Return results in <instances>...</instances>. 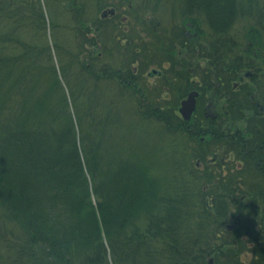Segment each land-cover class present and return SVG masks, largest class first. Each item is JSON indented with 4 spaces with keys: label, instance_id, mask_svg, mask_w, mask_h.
Listing matches in <instances>:
<instances>
[{
    "label": "trees",
    "instance_id": "obj_1",
    "mask_svg": "<svg viewBox=\"0 0 264 264\" xmlns=\"http://www.w3.org/2000/svg\"><path fill=\"white\" fill-rule=\"evenodd\" d=\"M261 107L264 0H0V264H264Z\"/></svg>",
    "mask_w": 264,
    "mask_h": 264
},
{
    "label": "rangeland",
    "instance_id": "obj_2",
    "mask_svg": "<svg viewBox=\"0 0 264 264\" xmlns=\"http://www.w3.org/2000/svg\"><path fill=\"white\" fill-rule=\"evenodd\" d=\"M110 10H114V8H109ZM109 9H107V14L106 15H104L105 17H107L108 15H109V13H111V12H109ZM115 13V11L112 13V14H114ZM89 33H87V37H92V36H94V35H96L94 32H91V30L90 31H88ZM146 40H148V38L146 39ZM259 59H256V64L250 69L251 71H253V74H254V71L257 69V67H259L260 66V64H258L259 63ZM140 67V64L138 63V65L137 66H134L133 68L135 69V71H136V69H137V76H136V78L138 79V83H137V85H138V88L139 89H141L142 91L139 93V94H137V96H140L141 94L143 95V94H145L146 92H148V89H147V87L150 89V90H152L153 89V87H154V84L158 81V79L160 78L159 76H157L156 74H152L151 72H153L152 70L153 69H155V68H157L156 66L154 67V65H150V66H148L147 67V65L145 66V70H142L141 68H139ZM139 69V70H138ZM256 72V71H255ZM252 74V75H253ZM128 80L130 79H135L134 78V76L132 75V74H130V76H127L126 77ZM136 79V80H137ZM121 85V84H120ZM121 87H122V85H121ZM122 88H125V87H122ZM124 91H126V90H124ZM123 91V89H120V91H119V97L120 98H122L123 96H129V92L128 91H126V92H124ZM133 100H136V99H133ZM183 100V99H182ZM182 100H181V103H182ZM123 101V100H122ZM137 101V100H136ZM181 103H180V106H181ZM197 104H198V102H197ZM123 105H125L126 107V111H132L131 113H133V112H135V110H136V104L134 103V102H130V103H128V102H124L123 103ZM258 105H261L260 103H258ZM219 105H217V104H215L214 103V106H213V108H212V110H213V112H218L219 111ZM180 108V107H179ZM147 109V107L145 106L144 107V109L143 110H146ZM261 109H264L263 107H261ZM158 124H155L154 122L152 123V124H150L149 123V126H148V128L149 129H151V130H154L155 129V127L157 126ZM220 155V154H219ZM225 162V161H224ZM249 255H250V252H249ZM213 264H214V260H213Z\"/></svg>",
    "mask_w": 264,
    "mask_h": 264
},
{
    "label": "water",
    "instance_id": "obj_3",
    "mask_svg": "<svg viewBox=\"0 0 264 264\" xmlns=\"http://www.w3.org/2000/svg\"><path fill=\"white\" fill-rule=\"evenodd\" d=\"M112 12H114V10H112ZM106 14H107V11L103 12V15H106ZM250 72L251 71L249 70L247 74H250ZM199 95H200V92L198 90H192L188 94V96L182 100L179 110L185 119L187 120L191 119L193 113L195 112L197 108V102H198ZM213 106H214V100L210 99L206 105L207 116H211V117L217 116V114L213 112L212 110ZM209 263L213 264V258L209 260Z\"/></svg>",
    "mask_w": 264,
    "mask_h": 264
},
{
    "label": "flooded vegetation",
    "instance_id": "obj_4",
    "mask_svg": "<svg viewBox=\"0 0 264 264\" xmlns=\"http://www.w3.org/2000/svg\"><path fill=\"white\" fill-rule=\"evenodd\" d=\"M189 28V25H188V27H187V34L189 35V36H192V35H194L193 33H192V27L190 26V28ZM153 72H151L152 74H156L157 76H160L162 73L160 72V71H158V68H155V69H153L152 70ZM248 71L249 70H246V71H244V76H242L241 78H240V80H243V78L244 77H247V78H250L251 76H252V74H253V71H251L250 72V74H247L248 73ZM255 74V73H254ZM253 74V75H254ZM243 81H237V82H235V87H238L240 84L239 83H242ZM199 97H200V95H199ZM198 97V98H199ZM209 100V99H208ZM208 100H207V102H208Z\"/></svg>",
    "mask_w": 264,
    "mask_h": 264
}]
</instances>
